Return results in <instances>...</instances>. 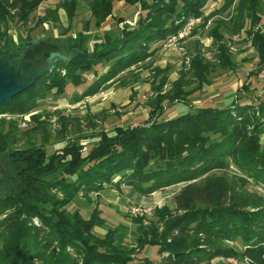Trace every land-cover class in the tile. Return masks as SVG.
I'll list each match as a JSON object with an SVG mask.
<instances>
[{"label":"trees","instance_id":"trees-1","mask_svg":"<svg viewBox=\"0 0 264 264\" xmlns=\"http://www.w3.org/2000/svg\"><path fill=\"white\" fill-rule=\"evenodd\" d=\"M43 2L0 0V56L20 58L32 43L21 29L31 32L56 21L59 9L70 21L79 0H62L35 16ZM121 2L137 7V20L129 25L117 19L122 26L98 35ZM210 4L217 6L205 12ZM88 8L94 32L87 22L75 37L52 41L70 60L58 61L51 72L0 104V156L8 161L10 174L0 190V264H128L134 251L152 246L159 249L161 264H229L230 258L264 264V97L244 105L233 101L225 108L198 107L168 119L151 111L136 125L80 138L97 139L87 150L78 140L65 141L51 154L30 143L13 147L18 124L9 122L3 132L7 115L29 113L38 107V98L62 95L68 83L79 87L90 73L94 81L75 101L94 95L121 73L149 61L191 19L200 20L191 36L205 33L211 39L216 62L205 58L195 40L188 66L183 65L165 94L170 68L155 66L151 105L156 110H162L164 101H180L210 86L215 67L231 69L227 44L242 33L258 52L261 67L264 0H89ZM191 84L197 85L185 92ZM180 184L175 212L156 210L145 236L136 226V250L123 243L121 234L116 236V229L103 237L94 234L104 224L99 205L88 218L68 209L80 193L90 203L89 195H99L106 185L144 195ZM250 185L253 190L247 189Z\"/></svg>","mask_w":264,"mask_h":264},{"label":"rangeland","instance_id":"rangeland-1","mask_svg":"<svg viewBox=\"0 0 264 264\" xmlns=\"http://www.w3.org/2000/svg\"><path fill=\"white\" fill-rule=\"evenodd\" d=\"M88 1L79 0L76 15L70 21L66 18L65 12L59 9L56 21L50 20L31 32L23 28L20 33L23 36L29 34L32 42L55 44L53 40L68 36L75 37L78 31L84 30L87 22H90L91 32H94ZM61 2L62 0H44L34 15L42 16L46 10L57 8ZM210 5L204 9L205 12L217 6V4ZM113 10V17L107 19L102 24V28L108 29L113 26L116 28L118 24L115 20L117 19L132 25L138 18L137 7L118 3L114 5ZM122 23L120 22L118 26H122ZM261 26L264 28V22ZM10 28V32L13 33L12 27ZM103 31L105 30H100L97 34ZM195 40H199L202 44L205 58L215 64L211 39L205 33L197 36L188 34L181 39L178 38L171 46L163 44L162 49L149 61L121 73L114 80L102 85L100 90L92 96H84L75 101L76 96L81 95L94 81V75L90 73L86 76V82L79 87L68 83L62 95L50 93L44 99L38 98L35 101L38 107L29 113L7 115V119L11 121H6L3 132L8 131L9 122L18 124L13 147H23L30 143L44 147L46 152L51 154L60 150L65 145V141L78 140L84 146V150H87L97 139L80 138L95 135L100 131L112 134L117 126L136 125L145 121L151 111L162 112V118L168 119L198 107L225 108L233 101H241L240 104L244 105L257 97H264V64L260 67L258 52L250 42L245 41V35L242 33L239 37H233L231 43L227 44L233 60L231 69L215 67L209 77L210 86H205L180 101H164L162 110H156V107L151 105L155 101L151 72L155 66H169V83L163 86L161 94L167 93L171 88L170 83L178 79L183 65L188 66L189 54L193 50ZM96 71L100 72L99 66ZM247 84L250 86L246 90ZM196 85L191 84L185 92H191ZM183 186V184L175 185L143 195L122 185L119 188L106 185L99 195L94 193L89 195L90 203L87 201L88 197L80 193L68 209H78L83 217L88 218L94 206L99 205L104 224L96 227L94 234L103 237L107 230L116 229L118 230L116 236L121 234L123 243L131 245L129 247L136 250L138 247L135 241L139 234L136 226L142 227L140 235H147L149 232L146 228H149L154 221V212L163 208L173 212L175 210L174 196ZM247 189L253 190V187L250 185ZM237 246L239 247V244ZM132 258L133 260L128 264H147L145 259L152 264H161L159 249L154 246L145 248L143 251L139 249L134 251Z\"/></svg>","mask_w":264,"mask_h":264},{"label":"water","instance_id":"water-1","mask_svg":"<svg viewBox=\"0 0 264 264\" xmlns=\"http://www.w3.org/2000/svg\"><path fill=\"white\" fill-rule=\"evenodd\" d=\"M64 58L56 44L32 42L22 56L14 59L12 55L0 56V104L28 89L45 73L51 72L58 61ZM10 177L8 161L0 156V190Z\"/></svg>","mask_w":264,"mask_h":264},{"label":"built area","instance_id":"built-area-1","mask_svg":"<svg viewBox=\"0 0 264 264\" xmlns=\"http://www.w3.org/2000/svg\"><path fill=\"white\" fill-rule=\"evenodd\" d=\"M199 23V19H191L187 25L185 26V28L182 30L181 33L178 34V36H175V37H172L170 39L167 40L166 44L168 46H171L173 43H175L178 38L181 39L183 38L184 36H187L188 34H190L191 30H192V27L195 26L196 24ZM165 44V45H166ZM142 215V214H140ZM227 262L229 264H251V262L248 260V259H243V260H237L235 258H230L227 260Z\"/></svg>","mask_w":264,"mask_h":264},{"label":"crops","instance_id":"crops-1","mask_svg":"<svg viewBox=\"0 0 264 264\" xmlns=\"http://www.w3.org/2000/svg\"><path fill=\"white\" fill-rule=\"evenodd\" d=\"M119 4H123V5H126V4H124L123 2H121V3H119ZM114 11V10H113ZM109 19V18H108ZM101 30H105V31H108V30H112V29H116L115 28V26H113V27H111V28H108V29H105V28H102V26H101V28H100Z\"/></svg>","mask_w":264,"mask_h":264}]
</instances>
